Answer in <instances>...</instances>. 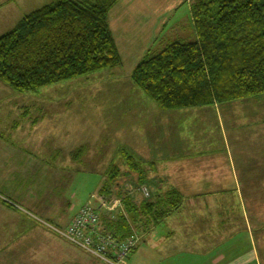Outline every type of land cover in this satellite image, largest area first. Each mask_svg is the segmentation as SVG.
I'll list each match as a JSON object with an SVG mask.
<instances>
[{"label":"trees","instance_id":"trees-1","mask_svg":"<svg viewBox=\"0 0 264 264\" xmlns=\"http://www.w3.org/2000/svg\"><path fill=\"white\" fill-rule=\"evenodd\" d=\"M120 1L56 0L26 15L0 37V82L18 93H36L122 67L110 26ZM189 1L197 40L165 39L148 50L131 74L135 87L168 111L264 95V0ZM119 155L127 171L109 167L97 195L109 204L121 201L120 213L102 217L101 229L123 241L163 223L182 207L184 196L176 188L150 192L153 162L130 149ZM130 188L144 199L138 203Z\"/></svg>","mask_w":264,"mask_h":264},{"label":"crops","instance_id":"crops-1","mask_svg":"<svg viewBox=\"0 0 264 264\" xmlns=\"http://www.w3.org/2000/svg\"><path fill=\"white\" fill-rule=\"evenodd\" d=\"M185 3H187L186 0H150L148 3L142 0H121L111 11L110 26L121 54L122 66L131 65V70L125 77L131 88H135L131 80V74L147 51L152 49L154 41L157 43L161 39H185V37L171 36L172 31L183 26L184 18L176 21L171 19L176 16L177 11ZM151 9H156V11L153 12ZM2 87L5 89L6 97L2 96V89H0V133H7L8 130H11V133H24L22 128H15L16 125L14 127L12 122L10 124L6 123L9 109V88L0 82V88ZM11 101L13 103L17 102L16 99ZM34 101L36 100L32 99L31 102ZM135 101L140 102L138 105H141V112L143 111L142 114H145L144 120L142 119L143 124L149 117V113L152 112L159 113V117L162 114H170L176 119L178 133H140L138 135L127 133V139L131 141L129 149L141 156V153L144 152L139 149V144L144 146L149 142V137L154 138L159 157L156 159L150 157L148 161L153 162L154 167L160 165L163 175L171 174V177L174 176L177 181L171 183V185L175 186L184 196L183 205L179 210L175 211L163 223L148 231L144 239L140 236L145 247H140V240L139 247L135 252L139 254L143 250L146 259L145 262H138L137 264H178V260L184 255L194 258L196 256L210 257V264H264L259 252V249L264 250L263 228L259 226V223L257 222L256 227H254L250 224V221H247L248 215L243 214L242 216V219L246 222L244 235L248 233L252 239L250 250L242 251L225 247L227 240H229L228 236L232 234L231 228L226 225V222L231 224L229 213L225 211L224 206L221 204V202H225L223 199L226 193H216L214 190L202 192L201 190V185L206 188L207 186L215 188L222 187V185H236L241 188L238 195L240 196L239 200L244 201L243 187L264 186V118L262 110L251 109L254 110L252 113H247L244 117H241L246 119L245 123L241 124H231L226 118L223 119V123L222 116L218 118L219 134L223 139L226 160L224 162V177H217L215 172L208 173L207 181L199 182L197 179L201 177V173L198 172L197 165H194V162L202 154H208L212 151L214 142L212 146L210 136L213 138L214 133L211 135L209 133H188V130L193 131L192 122L198 120L201 111L210 113L208 115L210 117L209 123L216 121L214 113L209 112L215 105L167 111L152 107V102ZM27 105L25 100L17 105V111H20L19 117L24 116L25 111H23V108ZM49 106H47V109H49ZM40 108L41 106L37 103L32 105V114L35 110L37 117L41 112ZM47 112L49 111L45 108L42 115L50 113ZM185 116H189V118L185 119ZM3 118L5 121L2 130ZM136 119L140 120L139 117H136ZM165 119H167V116H165ZM36 121V125H32L27 133H49L48 137L51 139V143L58 144L57 148H62L64 154L68 153L67 157L61 159V151H57L58 156L51 157L55 152L52 153L49 150L51 160H48L53 165L48 166L49 170L51 168L53 170L56 168L65 171L72 170L74 162L76 165L73 166L78 168L77 170L85 169L84 165L91 170L98 169L97 166L89 167L87 165L88 158L80 156V153L85 152L83 147L89 141H76L80 136L79 133H53V129L50 131L49 124L45 126L46 130L40 127L39 116L33 122ZM180 124L183 128L186 126L190 128L181 129ZM165 126H167V123H165ZM138 131L147 130L144 126L143 130ZM146 137L148 138L146 142H139L140 138ZM200 139H203V146H200ZM173 140L175 143H172ZM36 150L38 149L35 148ZM13 151L34 154L31 148L24 149L6 144L5 147L0 149V153L4 154ZM144 151L150 154L154 152L153 149L148 147H145ZM144 155L147 154L144 153ZM191 155H193L190 159L192 161H187L186 159H189ZM171 159L175 160L176 163L166 165L167 161ZM67 160L69 166L65 165ZM27 161H29V157ZM111 162L115 164L116 160H111ZM28 169L32 170V167ZM4 170L0 167V188L10 184L15 186L17 181L15 180L16 183H10V181L14 180L16 173L12 176V173H6ZM6 170L13 171L12 168ZM42 178L43 181L34 184L39 189L42 188L41 185H52V189H54L58 184H61L57 183L58 179L54 176L49 178L45 175ZM50 179H52L51 183ZM31 188L24 193L17 192L18 200H11L0 193V264H101L102 261L89 257L72 247L41 222L50 221L67 226L78 211L74 215H70L69 210L71 208L67 205L68 203L56 195L54 191L40 190V193L34 194L35 191ZM157 188L160 189L159 185ZM11 201H17V203L13 204ZM20 203H27L28 205L25 204L27 208H21ZM115 204L119 205L115 214L120 213L121 201L117 200ZM100 209L101 211L102 209L106 210L107 216H110L106 207L100 205L98 210ZM213 220H215V223L213 222L211 225ZM255 235L257 238H255ZM257 245H259V249ZM146 248H148V251L155 252L157 256L149 254Z\"/></svg>","mask_w":264,"mask_h":264},{"label":"rangeland","instance_id":"rangeland-1","mask_svg":"<svg viewBox=\"0 0 264 264\" xmlns=\"http://www.w3.org/2000/svg\"><path fill=\"white\" fill-rule=\"evenodd\" d=\"M54 1L56 0H0V37L11 32L26 15ZM142 1L147 3L150 2V0ZM186 2L189 5L185 3L177 11L176 16L171 19H175L174 21H176L180 18H184L185 21L183 20V26L182 28L178 27L176 30L172 31L171 36L185 37L184 40L186 42H195L197 37L193 29L190 14L191 2L189 0H186ZM151 10L153 12L156 11V9ZM164 40L165 39H161V41L157 43L154 41L151 48H159V43ZM129 70H131V65H128L127 67L122 66L114 70H104L94 76L80 77L62 84L43 88L36 93H18L8 87L9 109L6 117V123L10 124V122H12L14 127L16 125L15 128H22L24 133H11V130H8L7 133H0V149L5 147L6 144L8 146L22 147L24 149L31 148V150L34 151V154H28L27 152L17 153L16 151L9 152L7 154L0 153V167L5 169L4 172H9L10 174L12 173V176L16 173L14 180H11L10 183L15 182V180L17 181L15 186L10 184L5 187H1L0 193L11 200H18L17 192L24 193L32 187L31 190L35 191L34 194L40 193V190H48V192L54 191L56 195L68 203L67 205L71 208L69 210L70 215H74L76 211H79L80 208L87 205L89 202L98 209V203L93 198V195L98 193L99 187L103 182V178L105 179L109 167L114 165L111 160H116L115 165H118L122 171H127V168L119 155L123 148L129 149V143L131 141L127 139V133H136L137 135L140 133H178L176 130V119L173 116H170V114H162V116L159 117V113H149V117H147L143 124L145 114H142L143 111L141 112V105H138L140 103L139 101L145 100L147 103H151L152 101L136 87L131 88L128 80L125 78ZM3 85L5 84L3 83ZM0 89H2L1 93L5 98V89L3 87ZM12 99H16L17 102L13 103V101H11ZM32 99L37 102H31ZM250 99L252 100L215 105V107L213 106V108L209 110V112H213L216 117V121H213V123H209L210 117L208 115L210 113H207L206 111H201L198 118L196 117L199 121L197 120L196 122H192L193 131L188 130V133H209L210 135L214 133L213 138L210 136V141L212 146L214 142L213 147L215 149L212 148V151L208 154H202L200 158L194 162V165H197L198 172L201 173V177H198L197 181H207L209 175L208 173L214 172L217 173V177H224V162L226 160L224 155L223 139L219 134L220 130L218 126V118L222 116L221 120L223 123V119L225 118L228 119L231 124L245 123L246 119L241 117H244L247 113H252L254 110L251 109L262 110L264 118V95ZM24 100L28 105L23 108V111H25L24 116L22 115L19 117L18 114H20V111H17V105L24 102ZM133 101L136 103L135 106ZM35 103L41 106V112L38 115L40 127L45 129V126L49 124L50 131L53 129V133H79L80 136L76 141H89V143L83 147L85 152L80 153V156L88 158L87 165L89 167L97 166L98 169L91 170L84 165L85 169L83 168L77 170L78 168L73 166L76 165L74 160L72 165L73 169L71 167L72 170L65 171L57 168L55 170L52 168V170L48 169V166L52 165L49 157L51 151L52 153L61 151V159L62 157H67L68 153L64 154L65 152L62 148H57L58 144L51 143V139L48 137L49 133H27L29 128L37 123V121H33L37 120L38 116L36 117L35 110L33 114L31 111V107ZM151 104L154 108H160L154 102ZM48 105H50L49 109H47ZM45 108L50 113L47 112L49 114L42 115ZM165 116H167V119H165ZM136 117H139L140 120L136 119ZM184 118L187 119L189 116H185ZM135 119L136 121H134ZM4 121L5 119L3 118L2 130L4 127ZM165 123H167V126H165ZM144 126L147 131L139 132L138 130H143ZM180 126L181 129L184 130L190 128L187 126L183 128L182 124H180ZM72 139L74 140L75 138L73 137ZM147 140V137L140 138L139 142L144 143ZM199 141L201 142L200 146H203V139H200ZM172 143H175V141L173 140ZM145 147L153 149L154 152L152 154L145 152ZM35 148L38 150L35 151ZM139 149L141 152L147 154L144 155V153H141L140 156L145 162H149L148 160H150V157L155 159L159 157L154 138L149 137V142L144 146L139 144ZM49 150L50 152H48ZM36 152H38V154H36ZM55 153L52 154L51 157L58 156V153ZM192 156L193 155L186 160L191 162L192 160L190 159ZM28 157L29 161H27ZM167 162L168 163H166V165H170L169 163H176L173 159ZM68 163L69 161L67 160L65 165H68ZM30 167H32V170L28 169ZM152 167L153 171L152 169H149L151 171L149 179L151 181H149L148 185L150 192L165 193L172 188H176L171 185V183L177 181L174 176L171 177V174L163 175L160 165ZM8 168H12L13 171L6 170ZM45 175L49 178L53 176L55 178L57 177V183L61 184H58L54 189H52V185H41L42 188L40 189L34 186L35 183L39 184L40 181H43L42 177ZM59 180L60 182H58ZM126 180L128 181V178H126ZM126 180L122 179L120 181L121 184ZM49 181L51 183L52 179ZM155 184H158L160 189L157 190V186ZM201 186L202 192L214 190L216 193H226L225 198L223 199L225 202H221V204L224 206L225 211L229 213L231 224L226 222V225L231 228L232 234L228 236L229 240H227L225 247L237 250L240 249L242 251L250 250L252 239L248 233L247 235H244L246 232V222L242 219V216L243 214H246V216L248 215L247 221H250V224L254 227H256V223L258 222L259 226L263 228L262 232L264 235V186L243 187V194L245 197L244 201L239 200L240 196L238 195L241 189L239 186L222 185V187L215 188L208 186L206 188L204 185ZM130 189H132V193L136 198L138 196V203L144 199L140 190L138 193L137 189ZM117 200L118 199H114L113 201L115 202ZM11 202L13 204L17 203V201ZM110 202L113 203L112 200H110ZM25 204L20 203L22 206L21 208H27ZM99 212L101 214V219L102 217L107 216L106 210L102 209L101 211L100 209ZM209 216L212 217L211 214H209ZM214 221L215 220L211 222V225ZM51 224L59 228L66 227L60 223ZM254 231L256 233L255 228ZM145 234L146 233L141 234L143 239L146 236ZM255 238H257L256 235ZM143 239H140V247H145ZM139 244L137 248L139 247ZM69 245L85 253L89 257H93L79 247L70 243ZM137 248L134 250L132 256L129 257L127 264L145 262L146 257L143 250L137 254L135 252ZM257 248L259 249V245H257ZM146 250L148 251V248H146ZM259 250L264 261V250ZM148 253L157 256V254L153 251H148ZM93 258L96 259L95 257ZM210 261V257L196 256V258H194L192 256L187 257L184 255L178 260V264H210ZM101 264L106 263L101 262Z\"/></svg>","mask_w":264,"mask_h":264},{"label":"built area","instance_id":"built-area-1","mask_svg":"<svg viewBox=\"0 0 264 264\" xmlns=\"http://www.w3.org/2000/svg\"><path fill=\"white\" fill-rule=\"evenodd\" d=\"M143 193L146 197L149 196L146 188ZM93 198L107 208L110 216H114L119 207L114 204L116 201L109 204L97 194ZM41 222L62 239L106 264H127L140 242V236L136 234L121 241L110 233H104L101 229V214L90 202L79 209L66 227L59 228L45 221Z\"/></svg>","mask_w":264,"mask_h":264}]
</instances>
